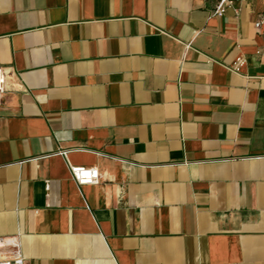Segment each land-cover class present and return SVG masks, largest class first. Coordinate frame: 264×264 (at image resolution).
Here are the masks:
<instances>
[{"label":"crops","instance_id":"obj_1","mask_svg":"<svg viewBox=\"0 0 264 264\" xmlns=\"http://www.w3.org/2000/svg\"><path fill=\"white\" fill-rule=\"evenodd\" d=\"M216 4L0 0V238L25 264H264L261 2Z\"/></svg>","mask_w":264,"mask_h":264},{"label":"built area","instance_id":"obj_2","mask_svg":"<svg viewBox=\"0 0 264 264\" xmlns=\"http://www.w3.org/2000/svg\"><path fill=\"white\" fill-rule=\"evenodd\" d=\"M245 0H217V4L214 13L217 15H222L226 8L233 5L236 2H242ZM261 2V11L259 18L255 22L254 26L256 29L260 30L264 27V0ZM189 48V44L186 45ZM247 58L243 55H238L233 60L230 65L231 70L234 72H240L241 69L246 65ZM7 76L2 67H0V107L2 105L3 95L7 89ZM66 156L67 151H62ZM69 171L72 179L79 185H92L98 184L101 179V174L97 167L95 166H84V165H74L68 163ZM0 248H5V250L0 251V264H25V255L21 250L19 241L15 238H0Z\"/></svg>","mask_w":264,"mask_h":264}]
</instances>
